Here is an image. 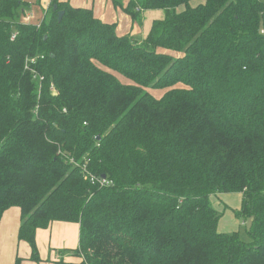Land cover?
Here are the masks:
<instances>
[{
  "label": "trees",
  "instance_id": "1",
  "mask_svg": "<svg viewBox=\"0 0 264 264\" xmlns=\"http://www.w3.org/2000/svg\"><path fill=\"white\" fill-rule=\"evenodd\" d=\"M110 1L165 16L135 40L70 0L40 23L0 0V219L19 209L37 262L61 220L79 260L51 264H264V1ZM232 192L249 240L217 229L209 197Z\"/></svg>",
  "mask_w": 264,
  "mask_h": 264
},
{
  "label": "crops",
  "instance_id": "2",
  "mask_svg": "<svg viewBox=\"0 0 264 264\" xmlns=\"http://www.w3.org/2000/svg\"><path fill=\"white\" fill-rule=\"evenodd\" d=\"M23 1H25L27 4H32L30 7L26 6L25 8V11L23 13L25 20L26 17L27 18L31 17V19L32 18L35 19V22L33 23H36L37 21H41L44 18V14L47 13L46 11L50 0H41V1L23 0ZM70 1L74 5H80V6L83 5L86 7H92L95 14L101 19H103V17L100 16V13L105 15L107 12L112 11V9H109V11L105 10L106 8L108 7H111L113 9L117 8L113 5L111 1H109L110 3L108 4L106 3V1L103 0H70ZM38 8H44V9L42 12H38L37 11ZM146 10L151 11V9H146ZM146 10H144V13ZM152 11L153 12L151 14H158V15L163 14V12L159 11V9H153ZM122 12L124 11L122 10ZM146 14L147 13H145L144 15ZM129 19L132 18L129 16ZM131 22L134 23L133 21ZM128 29H130V32L134 33V31H132L130 26ZM144 37L145 36L143 34L142 38ZM19 225H20L19 209L16 206H12L7 210H5L0 219V264H14L17 256H20L23 261L24 259L28 260V256H30V246L26 242L20 241L17 238ZM79 231H80V225L78 222L61 221V220L60 221L55 220L51 222L47 228H38L36 230L35 241L42 262L48 259L50 261L47 264H51L52 261L58 260L56 258L57 257L56 254L50 253L56 248L71 249V250L76 248L79 241ZM64 260L75 261L79 259L77 257L75 258L71 257L69 259H64ZM26 262H30L29 264H33V262H31L30 260Z\"/></svg>",
  "mask_w": 264,
  "mask_h": 264
},
{
  "label": "rangeland",
  "instance_id": "3",
  "mask_svg": "<svg viewBox=\"0 0 264 264\" xmlns=\"http://www.w3.org/2000/svg\"><path fill=\"white\" fill-rule=\"evenodd\" d=\"M38 1V0H37ZM41 1V0H40ZM106 1V3H110V0H103ZM123 5L127 3L126 0H120ZM134 1V0H133ZM204 0H191L190 5L194 6L196 4H199L203 2ZM264 1V0H262ZM32 4H28L24 6V9L26 6H31ZM35 5V4H34ZM37 5V4H36ZM111 5V4H110ZM83 6V5H82ZM108 7V6H107ZM37 8V7H36ZM184 6H179L177 10L183 9ZM40 9V11H39ZM44 8H38V12H42ZM112 9V11L107 12L105 15L100 13V16L103 17L104 20L116 23V31L120 34H129L132 38L135 40H142V36H144L148 33L152 21L157 18H163L165 16V10L164 9H159V11H162V15L158 14H151L153 9L151 11L146 10L144 15V10L141 12L139 18L136 20L129 19V15L122 12V9L120 7H117L116 9H113L111 7L106 8L105 10ZM138 9V6L136 5V10ZM47 13L44 14L46 15V18L49 16V11H46ZM42 14V15H43ZM24 14L21 15V19L23 21H29V22H35V19H31L26 17V20L23 16ZM41 15V16H42ZM133 21L134 23H132ZM41 21H37L36 23H40ZM129 26L131 27L133 32H130ZM52 87V86H51ZM53 89V87H52ZM154 93V92H153ZM156 94V92L154 93ZM66 156V155H63ZM67 157V156H66ZM211 205L220 213V217L217 223V229L220 232H225V233H231L234 231H238L240 237L243 240H249V235H248V230L251 225V217H240L237 216L235 211L239 209L241 200H242V194L239 192H232V193H217V194H212L209 197ZM50 253L56 254L57 259H69V258H75V256L72 254L71 249H62V248H56L55 250L51 251ZM20 257V256H19ZM28 260L24 259L22 260L23 264H29L30 262L26 261H31L33 264H47L49 263L50 260L46 259L44 262H37L33 261L29 258ZM26 262V263H25Z\"/></svg>",
  "mask_w": 264,
  "mask_h": 264
},
{
  "label": "built area",
  "instance_id": "4",
  "mask_svg": "<svg viewBox=\"0 0 264 264\" xmlns=\"http://www.w3.org/2000/svg\"><path fill=\"white\" fill-rule=\"evenodd\" d=\"M70 161L73 166L78 167L81 170V172L84 173L85 177H88L91 183L96 184L99 187H105L113 183V181L107 178L106 176L103 175L96 176L94 174H91L86 167V163L80 164V162H77L74 159H70Z\"/></svg>",
  "mask_w": 264,
  "mask_h": 264
},
{
  "label": "water",
  "instance_id": "5",
  "mask_svg": "<svg viewBox=\"0 0 264 264\" xmlns=\"http://www.w3.org/2000/svg\"><path fill=\"white\" fill-rule=\"evenodd\" d=\"M62 14H63V11H59V12H58V20L61 19ZM97 138H99V136H97ZM103 176H105V175H103Z\"/></svg>",
  "mask_w": 264,
  "mask_h": 264
}]
</instances>
